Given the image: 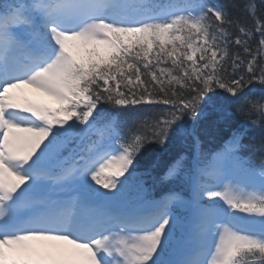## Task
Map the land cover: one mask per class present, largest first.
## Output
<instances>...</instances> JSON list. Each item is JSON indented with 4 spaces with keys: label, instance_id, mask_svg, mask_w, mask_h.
Wrapping results in <instances>:
<instances>
[{
    "label": "snow or ice",
    "instance_id": "1",
    "mask_svg": "<svg viewBox=\"0 0 264 264\" xmlns=\"http://www.w3.org/2000/svg\"><path fill=\"white\" fill-rule=\"evenodd\" d=\"M231 8L0 0V264H264V0Z\"/></svg>",
    "mask_w": 264,
    "mask_h": 264
},
{
    "label": "trees",
    "instance_id": "2",
    "mask_svg": "<svg viewBox=\"0 0 264 264\" xmlns=\"http://www.w3.org/2000/svg\"><path fill=\"white\" fill-rule=\"evenodd\" d=\"M210 3H215L227 8L230 12L236 14V10L231 8L232 3H241L242 0H209ZM258 39V38H257ZM250 87L255 88L257 91L255 95H259L261 91H264V85H260L258 83H254ZM218 93L224 94L221 90H217ZM226 95V94H225ZM108 108V105L101 104L98 108V111H103ZM250 108L249 103L244 104V111L248 112ZM231 111L233 112V116L230 118L229 123H232L233 127L242 124L245 122L246 119L251 120L255 119V113H252L251 116H245L240 112L236 111V106H231ZM126 113H122L124 117H126ZM129 114V113H128ZM130 115V114H129ZM227 134V125L224 122L217 123V118L215 115H210L206 120L202 122L199 128V135L202 142V147L204 151H208L210 149L216 148L221 140ZM264 134V129L262 128H250L247 132L243 143L244 144H255L259 146L261 141V136ZM189 151L188 144H182L176 142L175 140L170 143L167 149H161L156 145H150L148 148L145 149L144 153L138 158V162L136 164L135 170L137 172H143L148 166L154 161L159 159V166L152 170V176L158 177L163 170V166L166 162L170 160L172 156H174L177 152ZM242 156H247L248 152L245 150L241 153ZM256 163H259L260 160V153L257 152L256 155L253 157ZM148 181V186L153 187V180L151 177H144ZM158 187V186H157Z\"/></svg>",
    "mask_w": 264,
    "mask_h": 264
}]
</instances>
